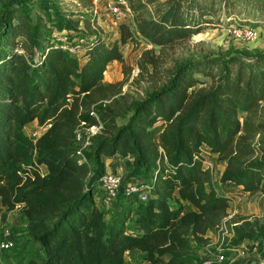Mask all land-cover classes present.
<instances>
[{
	"label": "trees",
	"instance_id": "1",
	"mask_svg": "<svg viewBox=\"0 0 264 264\" xmlns=\"http://www.w3.org/2000/svg\"><path fill=\"white\" fill-rule=\"evenodd\" d=\"M38 3L34 21L23 4L11 10L4 4L0 13V206L18 208L25 232L41 248L39 264H123L125 251H139L146 264H198L241 246L264 257V223L243 217L226 226L223 246L198 256L203 235L221 227L228 206V196L210 185L203 150L224 161L220 184L264 191V146L246 140L264 132V119L250 120L264 98V57L246 62L236 55L208 56L196 65L184 63L117 123L124 115L109 103L95 105L110 96L102 75L110 62L122 63L117 46L104 42L92 10L85 13L92 29L82 31L74 16L83 13ZM198 10L206 14L205 7ZM188 15L174 0L156 18L138 17L134 31L163 46L210 22L194 24ZM118 26L122 44L132 32L124 22ZM61 32L81 34L79 53L60 47L53 34ZM206 81L205 89L188 91ZM32 121L45 128L37 137L23 131ZM90 126L98 129L82 158L74 135ZM116 155L130 157L129 174L151 188L140 200L139 191L120 187L105 219L95 195L105 160Z\"/></svg>",
	"mask_w": 264,
	"mask_h": 264
},
{
	"label": "rangeland",
	"instance_id": "2",
	"mask_svg": "<svg viewBox=\"0 0 264 264\" xmlns=\"http://www.w3.org/2000/svg\"><path fill=\"white\" fill-rule=\"evenodd\" d=\"M55 3L64 11L73 13H83V16H74L79 21L80 29L88 31L92 29L86 26L85 13H89L93 7L89 0H48ZM174 0H127V6L130 9L127 22L122 19H115L97 4V10L94 13V27L100 31L104 42L108 45L115 44L121 53L123 61H112L107 66L102 75V80L110 83L104 91L109 94L107 99H98L95 105L109 103L124 118H119L117 123H122L129 115L133 104L144 96L152 93L163 84L170 75L172 69L184 63L195 64L205 57L229 56L236 55L246 62H252L258 58L264 57V0H180L181 10L188 12L194 24L201 21H210L206 25L200 24L201 30L183 39L176 40L163 46H154L141 38L134 31V25L138 17L156 18L163 12ZM9 4L11 8L23 4L30 18L34 21L40 15L38 0H0V13L3 5ZM199 7H205V13L199 16ZM17 11V10H16ZM231 18L226 20L227 14ZM119 22L130 29L131 38L124 43L119 41ZM249 24L257 28V36L249 41H240L234 39L228 31L226 24ZM66 43L72 44L75 39L81 37L80 33L61 32ZM59 34L54 33L53 38ZM83 36V35H82ZM20 39V38H19ZM148 59L154 61L150 64ZM136 67V69H135ZM137 71L136 74H134ZM198 78V73L192 74ZM210 81L203 84H196L189 88L188 91H197L199 88H206ZM264 119V98L259 101L254 111L250 115L253 122ZM35 128V121L26 125L23 131L30 135ZM247 142L259 148L263 147L264 132L254 133L246 138ZM204 165L210 170V185L218 194L228 196V206L226 215L222 219L221 227L213 234L206 232L203 235V242L199 245L198 256L203 255V250L217 249L223 246L225 238L228 237L226 226L237 217L254 220L258 224L264 223V191L248 193L240 190L233 184L222 185L218 181L219 174L223 168L224 161L216 157L215 154L208 150H203ZM245 159H247L245 157ZM130 157L121 158L114 156L111 160H106V170L118 172L121 175V187L131 181H137V177L129 174ZM91 165V162H89ZM44 171L43 166L40 167ZM102 193L98 191L95 195L96 204L103 209L108 218L111 212L110 205H104L101 202ZM7 221L14 218L13 225L2 223L4 227L12 229L14 246L0 253V258L4 264H39L41 257V248L38 243L31 240L25 232L21 219L18 216V208L5 210ZM1 230V227H0ZM204 247V248H203ZM240 250L228 251L226 259L217 264H264V257H259L252 253H247L244 246ZM130 260L126 264H146L142 261L139 251L130 254Z\"/></svg>",
	"mask_w": 264,
	"mask_h": 264
},
{
	"label": "built area",
	"instance_id": "3",
	"mask_svg": "<svg viewBox=\"0 0 264 264\" xmlns=\"http://www.w3.org/2000/svg\"><path fill=\"white\" fill-rule=\"evenodd\" d=\"M100 3L102 8L113 16L115 19H122L127 22V18L129 17L130 9L127 6V0H92L93 12L95 13L97 10V4ZM229 32V34L237 40L240 41H249L255 39L257 36V28L250 27L247 25L239 26L238 24H229L225 29ZM56 39H61L60 47L62 49H66L71 54H77L80 51L81 45L84 42L83 37H78L73 41L72 44L66 43L64 41V37H56ZM136 69V67H135ZM137 71L134 73L136 74ZM45 128H35L30 132V137H37ZM98 129V126H90L87 128L79 129L75 131L74 135V144L75 151L82 158V151L86 149L89 145L90 137ZM204 168H207L206 165H203ZM121 175L118 172L108 171L106 170L98 179L99 188L102 193L101 202L104 205H110L111 202L115 199L117 192L121 187ZM151 186L148 184H143L139 181L128 182L125 185V191H139L140 200L146 199V192L150 190ZM0 253H3L6 250L11 249L14 246V238L12 234V229L8 227H4L0 225ZM240 250L236 248L234 251ZM127 251L123 254V264H126L130 260V255ZM226 259L224 254H218L215 256H209L205 259H200L198 264H217L222 260ZM0 264H4V262L0 258Z\"/></svg>",
	"mask_w": 264,
	"mask_h": 264
},
{
	"label": "crops",
	"instance_id": "4",
	"mask_svg": "<svg viewBox=\"0 0 264 264\" xmlns=\"http://www.w3.org/2000/svg\"><path fill=\"white\" fill-rule=\"evenodd\" d=\"M234 186H236V185H234ZM236 187L239 188V186H236ZM5 214H6V211H4V208L0 206V224L10 223L11 225H13V223L15 222L14 218L11 219V221H7L8 219L6 218Z\"/></svg>",
	"mask_w": 264,
	"mask_h": 264
}]
</instances>
